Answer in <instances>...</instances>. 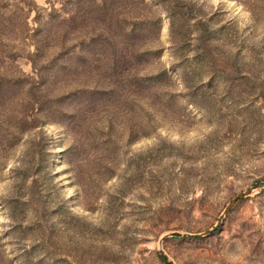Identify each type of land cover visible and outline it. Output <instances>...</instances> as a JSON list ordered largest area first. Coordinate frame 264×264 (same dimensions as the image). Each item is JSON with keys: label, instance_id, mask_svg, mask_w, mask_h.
<instances>
[{"label": "rangeland", "instance_id": "1", "mask_svg": "<svg viewBox=\"0 0 264 264\" xmlns=\"http://www.w3.org/2000/svg\"><path fill=\"white\" fill-rule=\"evenodd\" d=\"M141 1L160 54L139 73L167 78L134 100L65 94L69 51L33 69L0 21V264H264V0L179 1L178 44L168 2Z\"/></svg>", "mask_w": 264, "mask_h": 264}, {"label": "trees", "instance_id": "2", "mask_svg": "<svg viewBox=\"0 0 264 264\" xmlns=\"http://www.w3.org/2000/svg\"><path fill=\"white\" fill-rule=\"evenodd\" d=\"M11 1L15 9L10 12L18 9L19 12L8 14L6 18L3 16L4 19L0 16L2 28L8 35L12 31L22 44H26L28 38L31 40L34 50L26 53L25 57L29 58L33 69L50 39L58 46L56 52L69 51L73 62L69 65L73 74L70 79L76 80L78 84L65 94L74 97L88 96L87 102L90 104L97 98L106 96L114 101L118 97L134 100L144 94L150 95L152 88L162 85V81L167 78L162 67L139 73L143 64L160 54V47L152 45L159 31L160 18L151 15L148 6L141 0H129L127 4L123 0H58L63 14L52 6L53 0H46L49 5L47 19L42 23L36 22L37 27L33 28L28 26L31 9L36 14L31 19H38L36 21L39 22V11L34 8L33 0ZM156 1L168 2L165 10L170 36L178 44L176 34L180 30H175L173 24L176 9H179V1L182 0ZM41 24L46 26V29L42 28L44 31L39 27ZM38 32L40 36L35 39V33ZM3 44L7 57L19 55L18 45L22 47V44L8 41V38ZM36 72L39 76V70L36 69ZM83 105L81 102L71 114L75 117L79 115ZM160 258L165 260L163 255Z\"/></svg>", "mask_w": 264, "mask_h": 264}, {"label": "water", "instance_id": "3", "mask_svg": "<svg viewBox=\"0 0 264 264\" xmlns=\"http://www.w3.org/2000/svg\"><path fill=\"white\" fill-rule=\"evenodd\" d=\"M261 185H264V182L261 184ZM242 193H244V192H239V193H237L226 205H225V207H224V211L226 210V209H228V207L231 205V203L233 202V200L235 199V197H237V196H240V195H242ZM223 214V213H222Z\"/></svg>", "mask_w": 264, "mask_h": 264}]
</instances>
